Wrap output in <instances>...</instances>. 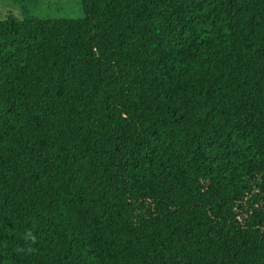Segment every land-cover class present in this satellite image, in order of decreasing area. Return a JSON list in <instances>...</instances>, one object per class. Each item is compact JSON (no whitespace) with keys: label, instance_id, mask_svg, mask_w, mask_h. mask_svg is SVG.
I'll return each mask as SVG.
<instances>
[{"label":"trees","instance_id":"trees-1","mask_svg":"<svg viewBox=\"0 0 264 264\" xmlns=\"http://www.w3.org/2000/svg\"><path fill=\"white\" fill-rule=\"evenodd\" d=\"M0 21V264H264V0H79Z\"/></svg>","mask_w":264,"mask_h":264},{"label":"rangeland","instance_id":"rangeland-1","mask_svg":"<svg viewBox=\"0 0 264 264\" xmlns=\"http://www.w3.org/2000/svg\"><path fill=\"white\" fill-rule=\"evenodd\" d=\"M26 19H82L79 0H0V21L8 15Z\"/></svg>","mask_w":264,"mask_h":264}]
</instances>
